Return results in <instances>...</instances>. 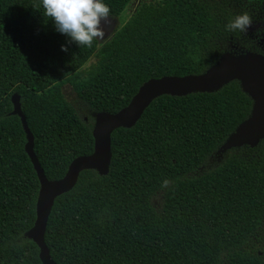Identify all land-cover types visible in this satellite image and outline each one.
<instances>
[{
    "label": "trees",
    "instance_id": "trees-1",
    "mask_svg": "<svg viewBox=\"0 0 264 264\" xmlns=\"http://www.w3.org/2000/svg\"><path fill=\"white\" fill-rule=\"evenodd\" d=\"M132 2L105 0L113 16ZM231 17L203 0L143 1L101 48L78 47L40 0H0V264H44L29 236L41 183L13 96L46 178L63 179L95 149V124L65 85L93 112L116 114L150 80L206 73L234 34L224 30ZM254 104L235 79L214 92L163 94L132 127L116 128L108 172L82 170L53 202L44 235L53 262L264 264V139L202 173Z\"/></svg>",
    "mask_w": 264,
    "mask_h": 264
},
{
    "label": "water",
    "instance_id": "water-1",
    "mask_svg": "<svg viewBox=\"0 0 264 264\" xmlns=\"http://www.w3.org/2000/svg\"><path fill=\"white\" fill-rule=\"evenodd\" d=\"M215 65L202 75L186 77H163L145 83L133 98L132 102L116 114L97 113L93 135L95 139L94 153L75 159L63 179L49 181L33 152V136L24 120L20 97L12 98L14 113L23 118L28 134L26 150L31 157L41 183L37 203L38 218L29 236L40 247L41 259L44 264H55L45 244V230L48 217L55 198L70 190L77 181L79 173L85 169H95L106 174L112 157L111 133L118 127H132L141 117L144 110L157 97L167 94L183 96L196 92H214L232 80H239L243 89L255 101L252 116L229 137L222 148L231 149L244 145L255 147L264 139V60L256 56L232 57L222 56Z\"/></svg>",
    "mask_w": 264,
    "mask_h": 264
},
{
    "label": "rangeland",
    "instance_id": "rangeland-1",
    "mask_svg": "<svg viewBox=\"0 0 264 264\" xmlns=\"http://www.w3.org/2000/svg\"><path fill=\"white\" fill-rule=\"evenodd\" d=\"M143 1L152 0H133L127 12L125 11L120 16L110 15L108 22H105L104 20L101 21L100 26L106 33L105 39H107L109 35L110 36L104 43L98 44V48H101L113 36V34L123 26V24L132 16L138 5ZM203 1L210 5L225 7L232 16L238 12L248 11L253 18L252 24L244 33H234L223 41L222 47L224 52L220 56V59L223 58L222 56L229 54L236 58L252 55L264 60V34L258 35L260 30H264V4H259L257 0H250V2H245V0ZM94 61L95 58L93 57L88 64ZM63 93L66 99L76 108L83 120L87 123H96L98 117L97 113L93 112L87 105H85L69 85L64 86ZM231 152L233 151L230 149L221 148L216 156L209 159L202 173L212 170L222 164ZM162 201V193H160L154 200V204L160 208Z\"/></svg>",
    "mask_w": 264,
    "mask_h": 264
},
{
    "label": "clouds",
    "instance_id": "clouds-1",
    "mask_svg": "<svg viewBox=\"0 0 264 264\" xmlns=\"http://www.w3.org/2000/svg\"><path fill=\"white\" fill-rule=\"evenodd\" d=\"M250 2V0H245ZM264 4V0H257ZM43 15L49 17L56 32L66 37V44L78 47H91L93 43H104L106 33L101 21L108 22L110 8L105 0H40ZM253 18L248 11L234 14L224 25L229 33H244L252 24ZM264 34L260 30L258 35ZM61 51H68L61 45Z\"/></svg>",
    "mask_w": 264,
    "mask_h": 264
}]
</instances>
